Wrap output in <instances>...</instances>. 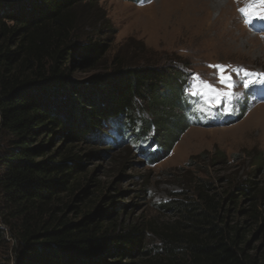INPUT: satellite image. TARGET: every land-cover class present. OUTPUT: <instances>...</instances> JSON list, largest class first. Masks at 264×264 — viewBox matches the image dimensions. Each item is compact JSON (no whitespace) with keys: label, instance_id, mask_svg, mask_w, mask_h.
I'll return each mask as SVG.
<instances>
[{"label":"trees","instance_id":"1","mask_svg":"<svg viewBox=\"0 0 264 264\" xmlns=\"http://www.w3.org/2000/svg\"><path fill=\"white\" fill-rule=\"evenodd\" d=\"M98 1L0 0V264H264V157L162 204L164 222L129 219L127 192L89 171L115 148L167 157L194 124L180 66L109 63L85 27Z\"/></svg>","mask_w":264,"mask_h":264},{"label":"rangeland","instance_id":"2","mask_svg":"<svg viewBox=\"0 0 264 264\" xmlns=\"http://www.w3.org/2000/svg\"><path fill=\"white\" fill-rule=\"evenodd\" d=\"M241 7L245 0H99L86 8V16L91 15L87 31L111 39L109 63L116 54L135 62L149 57L158 64L180 66L188 81L196 78L186 106L194 124L167 157L148 161L138 150L121 147L87 164L106 187L127 192L118 201L137 205L129 219L169 221L159 206L191 194L201 179L224 191L233 184L230 179L251 172L253 159L264 157V88L242 87L236 72H231L235 85L227 87L218 82L219 70L210 67L232 65L264 73V30H257L264 29V23L256 28L245 24ZM90 73L83 70L75 76L86 79ZM201 78L218 90L236 93L235 98L219 91L215 99L201 93ZM259 179L264 180V173ZM155 240L149 234V241Z\"/></svg>","mask_w":264,"mask_h":264},{"label":"snow or ice","instance_id":"3","mask_svg":"<svg viewBox=\"0 0 264 264\" xmlns=\"http://www.w3.org/2000/svg\"><path fill=\"white\" fill-rule=\"evenodd\" d=\"M237 2H239V0H237ZM238 11L243 17L245 24H248L251 27L256 28L258 24L264 23V0H245V7L239 8ZM257 30L259 31L264 29L257 28ZM210 67H215L219 70L217 73L219 77L218 82L225 84L227 87H233L235 85V81L232 79L231 72H236V74L239 75L243 81L242 87L248 88L250 86L259 85L261 88H264V73H252L244 68H234L232 65H215ZM195 79L196 78L193 77L190 81L186 82L190 84V87L185 89L189 95L193 94L191 89L197 86L194 82ZM199 85L202 86L201 93L205 95H212L213 99L216 98V93L218 91L225 98H235L236 96V93L234 92L228 93L224 92L223 90L216 89L214 85L209 84L202 78L199 79Z\"/></svg>","mask_w":264,"mask_h":264}]
</instances>
